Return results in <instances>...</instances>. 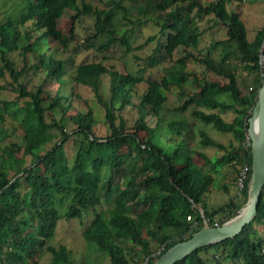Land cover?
<instances>
[{"label": "trees", "instance_id": "trees-1", "mask_svg": "<svg viewBox=\"0 0 264 264\" xmlns=\"http://www.w3.org/2000/svg\"><path fill=\"white\" fill-rule=\"evenodd\" d=\"M20 18H0V81L18 85L21 98H31L24 107L25 114L16 120L23 131L22 144L11 143L0 153H7L13 165V175L0 169V259L7 264H33L39 249L53 256V264H75L66 248L49 246L55 238L60 220H83L94 215L83 236L86 242L108 255L111 264H154L177 243L191 239L204 228L201 206L212 226L222 225L232 218L248 198L252 152L248 138L249 119L263 84L264 27L253 41L248 40L245 23L238 12H230L228 3L238 0H218L204 5L198 0H112L111 8L98 9L84 0H21ZM82 4V7L80 6ZM146 4L149 12L162 14L159 34L148 41H158L156 53L149 59V67H162V81L148 80L149 88L134 101L137 85L145 78L122 74L108 69L103 63H83L78 66L74 81L91 88L106 110L108 134L102 136L95 129L92 109L86 113L72 110L71 100L62 95L66 85V61L54 53H43L37 67L46 71L49 80L60 85L49 103L44 86L29 91L20 79L25 68L18 69L13 54H20L23 64L40 43L48 42L52 49L58 43V20L67 11L81 16H95V33L84 48L99 52L110 50L120 43L130 51L127 36H121L117 17L130 21V8ZM201 18L214 15L228 29V38L216 42L209 54L201 59L189 55L174 60L180 47H199L200 31L192 13ZM22 29H27L25 33ZM165 30L168 31L167 36ZM74 33V26L70 28ZM67 37V36H66ZM101 39L105 42L98 45ZM220 51L219 60L213 53ZM238 57L244 70L254 75V87L243 94L232 60ZM204 64L209 71L226 80L201 82L195 78L198 91L180 112L194 107L192 116L201 125L212 127L233 138L228 145L198 130L202 149L216 148L223 155L211 159L205 152L189 147L195 134L194 126L186 119L166 124L162 110L169 98L170 77L187 81L188 59ZM110 77V97L103 96V78ZM6 87L0 84V90ZM48 103V106H46ZM4 103L0 108V130L6 119ZM60 112L61 118L47 120V112ZM234 113L232 122L224 114ZM156 117L155 127L148 123ZM74 128L69 131L68 126ZM164 131L168 136L161 137ZM52 145L51 148L49 146ZM69 146L70 157L64 149ZM187 148L188 151L186 150ZM21 154V155H20ZM203 166L214 171L233 166L241 173L247 167L241 196L243 202L232 200L219 210H210L207 196L211 174H203ZM131 173V175H130ZM120 177L126 179L120 187ZM70 200L62 215L57 203ZM225 217L215 222V217ZM264 226V191L256 220L236 238L200 249L178 264H264V234L257 228ZM134 247H139L136 252ZM160 253L156 256L157 248Z\"/></svg>", "mask_w": 264, "mask_h": 264}, {"label": "rangeland", "instance_id": "rangeland-1", "mask_svg": "<svg viewBox=\"0 0 264 264\" xmlns=\"http://www.w3.org/2000/svg\"><path fill=\"white\" fill-rule=\"evenodd\" d=\"M111 1L112 0H84V2L90 3L94 8L98 9L111 8L113 6L110 3ZM198 1L204 5H209L218 0ZM80 6L82 7L81 3ZM22 7L23 2L21 0H0V18L10 16L18 19L22 13ZM227 7L230 12L234 11L240 14L248 32V40L253 41L257 33L264 27V0H238L233 3H228ZM76 14V12L67 11L66 14L58 20V27L61 35L58 39V43L52 49L49 47L48 42L40 43L36 51L28 55L26 65L23 64L20 54H13L12 56L18 64V69L25 68V75L20 79V84H23L31 92L36 91L40 86H44L47 93L45 98L48 103L50 100L48 94L56 96L60 89V85L56 80H49L46 71L37 67L39 57L43 53L49 54L52 52L58 58L65 60L67 65V73L64 77L66 85L61 91L63 96H67L71 100L72 110L70 114H75L77 111L86 113L89 108L92 109L96 120L95 129L102 136H105L108 134L106 110L91 88L77 84L74 81L73 78L77 68L83 63H103L110 70L145 78L143 83L137 85L135 91L134 101L139 103L141 96L149 88L148 80L162 81L165 76V71L162 67H149V59L156 53L158 41H148L151 37L159 34L161 30L160 23L162 22L160 17L163 15L156 14L154 11L149 12L145 3L132 6L129 16L131 22L124 20L123 16L120 14L117 17L119 34L128 37L131 50L129 51L126 46L118 43L110 50L99 52L96 49L86 50L84 48L85 42L95 33L94 26L97 18L95 16H81L80 19L74 21L72 18ZM192 17H195L198 22L199 31L201 33L200 45L199 47L178 48L173 56V59L176 61L181 58H186L190 54L201 59L209 54L212 46L216 42L228 38V29L223 24L219 23L214 15L201 18L197 15V11H194ZM72 25L74 26L73 34L70 32ZM26 30L27 29H22V32L25 33ZM167 34L168 31L165 30V35L167 36ZM105 41L106 40L101 39L97 44L100 45ZM219 54L220 51H216L213 53V57L219 60ZM231 63L235 68L241 91L243 94H247L254 87V75L244 70L240 58L235 57ZM2 67L3 62L0 57V68ZM186 74L187 81L185 83H182L174 77L169 78L171 87L167 93L169 100L162 110V116L164 118L163 124L166 126L167 123L172 121L188 120L194 126L193 128L195 131V134L190 138L189 147L205 152L211 159L219 158L223 155V152H220L218 149H202L199 143L200 137L198 130L204 129L210 137L224 145H228L233 141V138L230 135L217 132L212 127L201 125L192 116L193 106L186 112H180L178 108L183 106L184 103L198 91L195 78H198L201 82L221 81L226 83L227 81L216 76L209 71L204 64L192 58L188 59ZM7 82L8 81L3 80L0 81V84L6 87V89L0 90V108H4V103L10 104V108L8 107L9 110L5 108L6 121L0 130V145L3 149L11 143L22 144L23 131L18 128L16 120L23 117L25 114L24 107L26 102L31 100V98L28 97L21 98L20 87H18V85H9ZM103 85V96L106 100H109L110 77L108 75L104 76ZM48 103H46V106H48ZM61 116L60 112H47L48 122H52L53 118L59 120ZM234 116L233 112H228L224 114V119L227 122H232ZM157 122L158 119L156 117L151 116L148 119V123L151 127H155ZM73 128L74 126L72 124L68 126L69 131ZM160 136L164 137L168 136V134L161 131ZM51 147L52 145L49 146V148ZM188 149L189 148L186 150L188 151ZM64 152L68 154V157L73 153L69 146L64 149ZM7 156V153H0V169L7 170L13 175L14 172L11 171L14 170L12 167L13 165ZM198 162L203 167V174H211L212 176L210 192L206 199L210 210H219L232 200L237 202L244 201L241 196L244 171L239 173L236 171L235 167L230 165L214 171L212 166H203L204 163L202 159H198ZM125 180L126 179L120 177V187H123ZM69 204L70 200H66L63 204L60 202L57 203V206L61 209L62 215L67 212ZM224 217L225 215L223 213L218 214L215 217V222L219 223ZM93 219L94 215L86 217L83 220L74 219L68 221L63 218L60 220L55 238L49 243V246L57 249L66 248L71 252L75 264H111L108 255L91 247L83 236L84 231ZM257 229L264 234V226H259ZM134 250L138 252L140 249L139 247H134ZM156 250L157 253L154 254V256L160 253L161 249L158 247ZM0 264H7L5 257H1ZM33 264H53V256L46 251V248L39 249L34 256Z\"/></svg>", "mask_w": 264, "mask_h": 264}, {"label": "water", "instance_id": "water-1", "mask_svg": "<svg viewBox=\"0 0 264 264\" xmlns=\"http://www.w3.org/2000/svg\"><path fill=\"white\" fill-rule=\"evenodd\" d=\"M248 138L251 142L252 173L245 205L222 225L212 226L201 206H197L204 218V228L189 240L177 243L154 264H178L194 252L238 237L258 216V208L264 191V77L256 104L249 119Z\"/></svg>", "mask_w": 264, "mask_h": 264}, {"label": "built area", "instance_id": "built-area-1", "mask_svg": "<svg viewBox=\"0 0 264 264\" xmlns=\"http://www.w3.org/2000/svg\"><path fill=\"white\" fill-rule=\"evenodd\" d=\"M263 50H264V46H263ZM261 58H262L261 64L264 66V54H262ZM246 175H247V167L244 169V177L243 178H245ZM242 186H243V180H242Z\"/></svg>", "mask_w": 264, "mask_h": 264}]
</instances>
